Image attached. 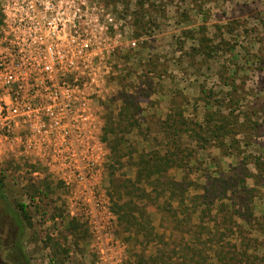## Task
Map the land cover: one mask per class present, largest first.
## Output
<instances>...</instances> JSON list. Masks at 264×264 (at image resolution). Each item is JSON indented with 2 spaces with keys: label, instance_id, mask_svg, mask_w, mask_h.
<instances>
[{
  "label": "rangeland",
  "instance_id": "rangeland-1",
  "mask_svg": "<svg viewBox=\"0 0 264 264\" xmlns=\"http://www.w3.org/2000/svg\"><path fill=\"white\" fill-rule=\"evenodd\" d=\"M48 2L64 11L66 27L74 11L82 13L83 39L93 43L83 50L96 75L105 147L99 182L112 216L104 240H113L106 248L114 261L152 264L158 250L183 254L177 249L183 239L197 248L198 237H209L216 241L206 252L210 264H217L218 251L262 264L264 0ZM17 5L0 0V27ZM153 152L171 154L173 166L162 179L169 192L153 180L134 184L135 164ZM7 165L0 163V182L12 216L22 223L27 264H101L90 228L65 208L69 195L51 184L47 195L26 193L5 175ZM127 184L131 189L121 190ZM183 206L195 209L191 225L200 230L191 229L192 235L168 230ZM123 215L151 230L129 232ZM4 249L0 245V264H24Z\"/></svg>",
  "mask_w": 264,
  "mask_h": 264
},
{
  "label": "built area",
  "instance_id": "built-area-1",
  "mask_svg": "<svg viewBox=\"0 0 264 264\" xmlns=\"http://www.w3.org/2000/svg\"><path fill=\"white\" fill-rule=\"evenodd\" d=\"M19 1L0 27V163L26 193L44 195L46 181L69 195L65 208L90 228L100 263L117 264L112 238L104 240L112 216L99 182L105 147L82 13L66 27L61 7Z\"/></svg>",
  "mask_w": 264,
  "mask_h": 264
},
{
  "label": "trees",
  "instance_id": "trees-1",
  "mask_svg": "<svg viewBox=\"0 0 264 264\" xmlns=\"http://www.w3.org/2000/svg\"><path fill=\"white\" fill-rule=\"evenodd\" d=\"M135 166L138 168H137L136 179H135L136 183H134V184H140V185L143 183H149L150 184L151 183L150 181L153 180V181H155V183H158L160 185L162 192H166L168 190V186H167V188H165L166 184L162 179H164L166 177L165 175L167 173V170H169L170 167L173 166V161L171 158V154L169 152H166L165 154H162V155H160L158 152L157 153L153 152V156H151V157L144 158V159L139 158L138 162H137V164H135ZM127 182H130V181H127ZM45 183H46V181L43 182L44 191H45L44 195H47L48 193H50L51 190L49 189V183H47V184H45ZM132 186H134V185L132 184ZM2 187L3 186L0 182V197H4L3 192H2ZM122 189L127 191L128 189L130 190L131 187H129V185L127 184L126 186L122 187L121 190ZM32 190H36L35 186H33L31 191ZM167 192H169V191H167ZM29 194L36 195V192H32ZM171 195H173L172 199H176L174 194H171ZM183 202H184V199H183ZM20 207H21V211H22L23 215H25V213H26L25 206L23 204H20ZM185 207L186 206H183L179 210L177 208H176V210L174 209L175 210V214H174L175 223L171 229H168L169 231L171 230V233H172V230L175 228H177L178 230L180 229L181 232H183V234L186 233V231H189V234H191V235L193 233L191 231V229L194 230V232H196L195 229H197V228H199V230H200V226L191 225L192 216L195 214V209L194 208L187 209ZM186 210H187V213L185 214ZM9 211H10V216H11L12 220L15 222L14 223L15 226L13 228V230L15 229V232H14L15 236L14 235H13L14 237L12 236L14 239V246H15V252H16L15 257L18 260L23 259L22 261L24 262V264H27L26 258L24 255V251L22 248V244H21L22 236H23L21 220H19L16 217L14 218L12 216L13 215L12 211L10 209H9ZM178 212L184 213V215H185L184 219L178 220V214H177ZM125 213H127V212H125ZM124 217L127 219V223L125 226H126L127 230H129V232H132V233L134 232L135 234L138 235L139 233L145 234L147 232L146 230H151L149 228V224H147V223L145 224L147 226H145V225L143 226L142 224H141L142 226H140V224H139L140 222L138 221L136 216H132L133 217L132 218L130 215L129 216L123 215V218ZM177 229H175V230H177ZM202 229H204L205 233L207 232L205 227ZM198 234H201L200 231ZM146 235H151V234L147 233ZM194 237L195 236L193 235L192 236L193 242H194ZM2 238L5 239L6 235H3ZM208 238H205L203 240L200 237L197 238V240L201 244V246L197 247V248H199V251L197 248L192 247L191 244L189 245V243L186 242L185 239L182 240L183 244H180L177 247L178 250H180V249L184 250L183 254L178 253V251H175V249H172L170 252L158 250V254H157L158 256H155L151 259L152 264H155L154 263V261L156 260L155 258H157V260H160L162 258V263H160V264H210L208 262L209 261L208 259L211 257L208 256L209 254H206V252H207V250L210 249L211 244L216 243V241L215 240H209L208 241L207 240ZM157 241L161 245L167 244V243H165L163 236H159L157 238ZM166 246H169V245H166ZM179 247H181V248L179 249ZM223 247H224V245L222 246V249H223ZM193 249H195V251ZM187 251H189V252L194 251V253L186 255ZM228 254H229V252H228ZM175 255H177V256H175ZM244 258L245 259L242 262V257H237L235 255L233 256L232 254L228 256V255L222 254L221 251H218V253H217V264H245L247 257H244ZM262 264H264V261L262 262Z\"/></svg>",
  "mask_w": 264,
  "mask_h": 264
},
{
  "label": "flooded vegetation",
  "instance_id": "flooded-vegetation-1",
  "mask_svg": "<svg viewBox=\"0 0 264 264\" xmlns=\"http://www.w3.org/2000/svg\"><path fill=\"white\" fill-rule=\"evenodd\" d=\"M3 195L4 197H0V245L5 248V251L10 252L15 259L16 252L13 239L15 236V229L13 230L15 222L10 216L9 204L4 192ZM3 235H6L5 241L2 239Z\"/></svg>",
  "mask_w": 264,
  "mask_h": 264
}]
</instances>
